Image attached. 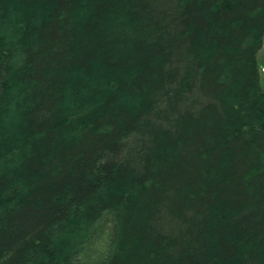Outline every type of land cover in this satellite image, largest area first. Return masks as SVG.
I'll use <instances>...</instances> for the list:
<instances>
[{
  "label": "trees",
  "instance_id": "1",
  "mask_svg": "<svg viewBox=\"0 0 264 264\" xmlns=\"http://www.w3.org/2000/svg\"><path fill=\"white\" fill-rule=\"evenodd\" d=\"M263 37L264 0H0V264H264Z\"/></svg>",
  "mask_w": 264,
  "mask_h": 264
},
{
  "label": "rangeland",
  "instance_id": "2",
  "mask_svg": "<svg viewBox=\"0 0 264 264\" xmlns=\"http://www.w3.org/2000/svg\"><path fill=\"white\" fill-rule=\"evenodd\" d=\"M257 68L259 69V85L261 92H264V37H263V45L258 50L257 55ZM104 228V227H103Z\"/></svg>",
  "mask_w": 264,
  "mask_h": 264
}]
</instances>
